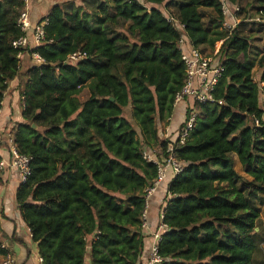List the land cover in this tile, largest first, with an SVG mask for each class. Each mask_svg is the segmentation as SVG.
<instances>
[{
    "label": "trees",
    "instance_id": "1",
    "mask_svg": "<svg viewBox=\"0 0 264 264\" xmlns=\"http://www.w3.org/2000/svg\"><path fill=\"white\" fill-rule=\"evenodd\" d=\"M143 1L153 7L139 0L54 5L48 43L35 50L46 64L22 69L13 42L22 35L24 0H0V112L17 81L25 123L14 136L32 158L31 177L17 193L22 219L45 264H87L89 251L90 264H143L145 192L158 176L144 153L158 148L160 160L173 144L185 167L171 180L163 211L165 264H252L264 243V119L253 80L258 68L264 83V58L245 21L224 28L218 0ZM163 5L193 47L205 52L223 41L215 97L224 105L190 101L185 123L192 112L197 117L183 146L160 135L185 82L182 35L158 9ZM80 50L86 60L65 63Z\"/></svg>",
    "mask_w": 264,
    "mask_h": 264
},
{
    "label": "built area",
    "instance_id": "2",
    "mask_svg": "<svg viewBox=\"0 0 264 264\" xmlns=\"http://www.w3.org/2000/svg\"><path fill=\"white\" fill-rule=\"evenodd\" d=\"M221 4V9L223 16L225 18L224 28L227 30L235 29L237 24L236 15L241 12L238 6L232 5L229 0H218ZM140 2V1H139ZM33 0H24V7L20 13L18 19V26L22 32V35L13 42V47L17 51V59L19 61V68L22 67V63L26 56L30 57L33 65L43 66L46 64L45 59L37 52L36 49L47 44L46 36V26L48 25L47 17L42 18L40 21L33 23L31 20V10H32ZM258 18L255 22H264V11L259 13ZM167 21L181 33V40L179 42V50L181 51L182 61L185 65V82L180 90V92L175 97V107L186 100L190 99L194 103L206 104V105H219L223 106V101H218L215 97V90L219 83V80L223 75L222 64L216 63L215 57H210L206 53L202 52L190 45V48L186 50V45L188 43V36L185 32V26L182 25L178 20H176L172 15L164 14ZM231 21V22H230ZM51 43V42H50ZM220 50L217 51L219 55ZM216 55V57H217ZM88 55L84 51H77L73 54L67 56V64H77L83 60H86ZM254 82L258 84L261 95V108L263 109V119H264V94L263 87L264 83L260 82L257 76L254 75ZM197 115L195 112L191 113L190 119L181 127L178 133L179 146L185 145L189 138V134L192 130L193 124L195 122ZM254 126L260 128L262 123L255 119ZM171 121V119H170ZM169 121V122H170ZM0 140H4L5 143L9 145V151L11 155V165L17 169L20 173L21 182L25 184L31 177V163L32 158L24 155L19 150L16 144L14 134L8 133L5 135L0 127ZM167 138L165 137V141ZM144 159L148 162L155 164L158 167V176L145 192L146 207L142 215V227L145 229L148 226V201L156 192L158 187L168 178L171 173L174 177L178 176L184 171V165L178 161L175 155V148L170 145L167 151V157H162L159 160L154 154L149 151H145ZM5 164L0 162V175L4 170ZM171 195H169V198ZM163 220V215H162ZM162 227L165 225L162 224ZM162 240V234H156L154 236V243L151 247L148 264H165V259L161 256L159 250V244ZM40 264H45L44 259L41 257L39 260ZM1 264H16V260L12 254H6L5 259Z\"/></svg>",
    "mask_w": 264,
    "mask_h": 264
},
{
    "label": "crops",
    "instance_id": "3",
    "mask_svg": "<svg viewBox=\"0 0 264 264\" xmlns=\"http://www.w3.org/2000/svg\"><path fill=\"white\" fill-rule=\"evenodd\" d=\"M69 0H33L31 10V20L33 23L40 21L42 18L47 17L51 8L56 4H62ZM141 5H144L147 9H151L153 6L146 4L143 0H139ZM235 6L241 9V13H246L249 17L258 18L261 11H264V0H238ZM158 9L164 14L169 15L166 10V6H159ZM204 22L209 23L213 16L211 10L202 12ZM239 14L236 15L237 24L243 22L240 21ZM171 15V14H170ZM173 16V15H172ZM231 22V21H230ZM264 23V22H263ZM259 32H254L257 34ZM259 35V34H257ZM253 37V36H252ZM255 37V36H254ZM253 37V38H254ZM188 39L186 50L190 48L191 42ZM223 41H219L211 48V53L206 54L210 57H215L216 63H221L218 58L217 51L221 49ZM207 48V47H206ZM204 50V49H203ZM205 53V52H204ZM217 55V57H216ZM263 57V54L261 55ZM264 58V57H263ZM32 65L29 56H26L22 66ZM255 76L259 79L260 71L255 68ZM190 101H185L177 105L171 116V121L168 125L162 124L160 135L165 140L174 141L178 137V133L186 120V112L189 107ZM23 106L20 98L19 83L17 81L10 83L8 91L4 94L2 102V110L0 112V127L3 133H15L16 127L19 124H24L25 120L22 116ZM250 120V118H248ZM156 149V150H155ZM154 151H149L158 157L159 149L155 148ZM0 162L5 164L4 170L0 175V248L6 251V254H12L16 260V264H40L41 258L38 250V245L33 242L32 235L29 227L22 219L19 204L17 201V193L21 187V177L17 169L11 165V155L9 151V145L0 140ZM235 162V166H236ZM174 176L170 173L168 178L162 183L156 190L153 196L148 201V226L143 229L145 236V253L143 256V264H148V259L151 251V247L154 243V236L156 234H162L167 229L162 227V215L166 207L169 198L168 188L171 180ZM264 248V243L261 244ZM264 250V249H263ZM262 251V250H261ZM6 254H0V264L4 261ZM86 263L90 264V251L86 256Z\"/></svg>",
    "mask_w": 264,
    "mask_h": 264
},
{
    "label": "rangeland",
    "instance_id": "4",
    "mask_svg": "<svg viewBox=\"0 0 264 264\" xmlns=\"http://www.w3.org/2000/svg\"><path fill=\"white\" fill-rule=\"evenodd\" d=\"M73 1H75L77 6H80L83 0H73ZM239 18H240V21L241 20L245 21L244 24L247 25L246 26V32L249 33L250 36H253V37L255 36L254 37L255 43H256L257 47L259 48L260 54L261 55L263 54V57H264V30H259V28L254 25V23H258V22H255V20H253L255 17L254 18L249 17L247 12L239 14ZM242 23L243 22H241L240 24H242ZM129 25H130V23L126 24L124 26V30L127 29V27ZM254 32H259V33H257L259 35H257V34L254 35L253 34ZM211 50L212 49L210 47H207L205 49V53L207 51V53L209 54V53H211ZM88 93H89L88 89L83 90V93L80 95L81 101H84L88 97V95H89ZM188 101H191V100L188 99ZM236 169L239 171V173H241L242 176H246L244 171L242 170L241 165L238 162L236 163ZM263 222H264V207H263V213L261 216V223H263ZM262 228H264V226H262ZM258 240H259V244L264 240V231H263V234H261V236L259 235ZM261 244L259 245V248L257 249V251L253 255V263L252 264H264V250H263L264 248L261 247Z\"/></svg>",
    "mask_w": 264,
    "mask_h": 264
},
{
    "label": "water",
    "instance_id": "5",
    "mask_svg": "<svg viewBox=\"0 0 264 264\" xmlns=\"http://www.w3.org/2000/svg\"><path fill=\"white\" fill-rule=\"evenodd\" d=\"M113 100V99H112ZM34 129H36L37 127L36 126H33Z\"/></svg>",
    "mask_w": 264,
    "mask_h": 264
}]
</instances>
